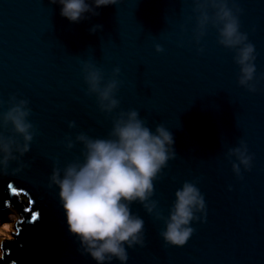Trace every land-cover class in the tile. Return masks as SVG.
<instances>
[{
    "label": "water",
    "instance_id": "obj_1",
    "mask_svg": "<svg viewBox=\"0 0 264 264\" xmlns=\"http://www.w3.org/2000/svg\"><path fill=\"white\" fill-rule=\"evenodd\" d=\"M233 4L239 30L255 48L253 93L238 85L235 50L217 43V27L207 25L196 41L193 0H121L95 9L99 15L85 13L79 23L63 18L62 6L49 0H0V114L10 96L26 99L37 130L22 158L29 167L0 175V215L10 206L18 213L13 238L1 239L0 263L95 264L78 252L58 189L48 187L53 157L62 169L81 158L80 144L65 150L66 135L104 138L119 112L137 110L150 129L163 124L175 140L176 158L153 182L151 199L167 217L175 191L199 180L206 214L190 225L195 231L184 246H165L163 222L133 203L132 213L144 221V247L126 248V264H264V0ZM95 25L102 30L90 34ZM157 44L164 49L159 54ZM85 62L102 71L104 83L120 69V104L111 114L87 94ZM240 140L252 161L238 178L235 158L226 153Z\"/></svg>",
    "mask_w": 264,
    "mask_h": 264
},
{
    "label": "clouds",
    "instance_id": "obj_2",
    "mask_svg": "<svg viewBox=\"0 0 264 264\" xmlns=\"http://www.w3.org/2000/svg\"><path fill=\"white\" fill-rule=\"evenodd\" d=\"M61 5L60 15L71 23L85 19L84 14L99 15L95 9L118 5L121 0H49ZM194 12L199 13L196 22L195 39L199 42L205 28L211 24L218 28L217 43L225 49L235 50L234 63L239 67L238 85L248 92L256 91L252 83L256 71L254 45L247 42L239 24L240 9L229 0H193ZM213 14L210 16L208 10ZM102 30L101 25L90 29V34ZM155 52L164 49L155 45ZM199 51H203L200 49ZM87 94L95 95L98 109L111 114L119 107L115 98L120 81L115 77L120 69L114 68L112 78L103 82V74L95 64L82 65ZM10 107L0 114V175L18 174L29 167L22 158L30 150V144L37 135L36 127L29 121L31 109L28 100H17L15 95L8 100ZM69 129L75 122H69ZM5 131L8 132L5 135ZM66 151L80 144V157L66 164L62 169L56 166L57 158L49 176L48 187L58 189V199L65 214L68 233L79 243L81 255L89 256L95 264H111L113 260L126 264L127 249L144 247V221L132 213L130 205L139 203L155 221H162L164 229L159 233L165 246L181 247L194 234L190 225L203 223L206 214L204 195L197 184L199 180L185 181L175 191V200L167 217L151 199L156 181L168 161L176 158L173 147L175 140L171 131L163 124L152 130L137 110L121 111L112 120L110 132L104 138H93L79 133L73 139L66 135L61 142ZM235 158L231 164L234 175L240 177V170L250 169L252 156L248 154L243 140L239 146L230 148L226 158ZM15 165V167H12ZM175 182V178H173ZM231 190V189H229Z\"/></svg>",
    "mask_w": 264,
    "mask_h": 264
},
{
    "label": "rangeland",
    "instance_id": "obj_3",
    "mask_svg": "<svg viewBox=\"0 0 264 264\" xmlns=\"http://www.w3.org/2000/svg\"><path fill=\"white\" fill-rule=\"evenodd\" d=\"M23 201L26 200L25 197H21ZM18 219V213L15 207L10 206L6 213L0 215V246L1 239L7 241L12 239V232H15V221ZM12 231V232H11ZM0 261H1V249H0ZM2 264V263H0Z\"/></svg>",
    "mask_w": 264,
    "mask_h": 264
},
{
    "label": "snow or ice",
    "instance_id": "obj_4",
    "mask_svg": "<svg viewBox=\"0 0 264 264\" xmlns=\"http://www.w3.org/2000/svg\"><path fill=\"white\" fill-rule=\"evenodd\" d=\"M33 219H36V215L35 214H33V217H32Z\"/></svg>",
    "mask_w": 264,
    "mask_h": 264
}]
</instances>
